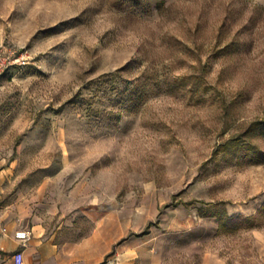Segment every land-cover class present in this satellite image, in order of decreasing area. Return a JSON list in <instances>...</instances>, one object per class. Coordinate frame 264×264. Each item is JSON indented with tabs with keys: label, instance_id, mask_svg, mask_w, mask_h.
Listing matches in <instances>:
<instances>
[{
	"label": "rangeland",
	"instance_id": "obj_1",
	"mask_svg": "<svg viewBox=\"0 0 264 264\" xmlns=\"http://www.w3.org/2000/svg\"><path fill=\"white\" fill-rule=\"evenodd\" d=\"M0 52L9 200L146 264H264V0H0Z\"/></svg>",
	"mask_w": 264,
	"mask_h": 264
},
{
	"label": "crops",
	"instance_id": "obj_2",
	"mask_svg": "<svg viewBox=\"0 0 264 264\" xmlns=\"http://www.w3.org/2000/svg\"><path fill=\"white\" fill-rule=\"evenodd\" d=\"M7 174L0 167V264H15L17 251L23 252L24 264H146L135 245L125 241L117 246L115 228L93 224L83 210L63 218L57 206L48 208V201L36 196L32 205L21 208L6 195ZM22 229L31 231L27 240L16 238Z\"/></svg>",
	"mask_w": 264,
	"mask_h": 264
},
{
	"label": "built area",
	"instance_id": "obj_3",
	"mask_svg": "<svg viewBox=\"0 0 264 264\" xmlns=\"http://www.w3.org/2000/svg\"><path fill=\"white\" fill-rule=\"evenodd\" d=\"M5 59L0 52V72L3 70ZM31 231L28 229H22L16 232V238L27 240L30 237ZM15 264H24V254L22 251H17L14 255Z\"/></svg>",
	"mask_w": 264,
	"mask_h": 264
}]
</instances>
